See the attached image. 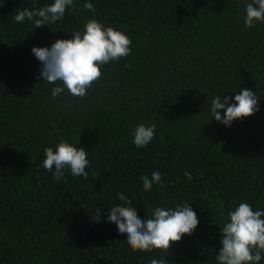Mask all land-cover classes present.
Segmentation results:
<instances>
[{
  "label": "trees",
  "instance_id": "trees-1",
  "mask_svg": "<svg viewBox=\"0 0 264 264\" xmlns=\"http://www.w3.org/2000/svg\"><path fill=\"white\" fill-rule=\"evenodd\" d=\"M52 2L0 0V264H218L229 213L241 202L264 210V22L245 26L251 0H74L49 26L15 22ZM90 19L128 35L132 51L104 65L83 99L67 89L53 98L62 85L39 80L32 48ZM244 88L259 111L230 127L215 121L214 97ZM141 123L155 135L137 148ZM62 140L86 149L87 179L65 170L54 180L43 167ZM153 171L163 186L145 191L140 177ZM120 192L141 218L189 202L199 224L168 254L133 251L106 219Z\"/></svg>",
  "mask_w": 264,
  "mask_h": 264
},
{
  "label": "clouds",
  "instance_id": "clouds-1",
  "mask_svg": "<svg viewBox=\"0 0 264 264\" xmlns=\"http://www.w3.org/2000/svg\"><path fill=\"white\" fill-rule=\"evenodd\" d=\"M74 7V0H53L46 6L29 10H20L14 17L16 23L33 21L35 28L49 26L62 20L66 11ZM84 8L92 12V3ZM246 27H255L264 22V0H251L245 7ZM132 40L124 32L111 26H105L96 19L88 20L82 31H75L71 38L56 39L51 46H33L32 53L40 62V78L49 84L60 82L62 86L52 89L53 98L65 89L73 97L83 99L93 84L103 76V66L119 61L130 55ZM259 97L255 91L244 88L234 97L219 95L211 102V114L215 121L231 126L234 120H243L259 111ZM224 110L221 115V110ZM155 135V125L139 124L134 131V144L137 148L148 146ZM88 154L84 147H76L66 141H60L55 150L45 149L43 167L53 173V179L59 180L69 170L74 177H88ZM191 180L192 174L185 173ZM143 189L151 190L154 184L163 186L162 173L153 171L151 176L140 177ZM123 205L110 207L106 217L114 223L118 232L126 237L133 251H160L168 254L174 243L181 241L184 235H191L199 224L197 213L189 202L177 204L174 209L156 206L150 218L138 216L132 200L123 192L117 194ZM101 210H97L95 220L100 219ZM230 220L220 228V247L216 256L218 264H260L264 259V210H254L252 205L241 202L229 213ZM166 257V256H165ZM151 264H169L166 258L153 259Z\"/></svg>",
  "mask_w": 264,
  "mask_h": 264
}]
</instances>
